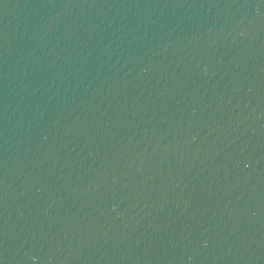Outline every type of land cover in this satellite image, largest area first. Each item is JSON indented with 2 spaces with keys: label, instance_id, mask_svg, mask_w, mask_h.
Listing matches in <instances>:
<instances>
[{
  "label": "water",
  "instance_id": "water-1",
  "mask_svg": "<svg viewBox=\"0 0 264 264\" xmlns=\"http://www.w3.org/2000/svg\"><path fill=\"white\" fill-rule=\"evenodd\" d=\"M0 264H264V0H0Z\"/></svg>",
  "mask_w": 264,
  "mask_h": 264
}]
</instances>
